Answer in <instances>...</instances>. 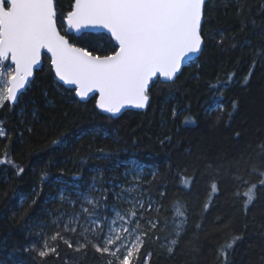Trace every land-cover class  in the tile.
<instances>
[{
	"label": "trees",
	"instance_id": "trees-1",
	"mask_svg": "<svg viewBox=\"0 0 264 264\" xmlns=\"http://www.w3.org/2000/svg\"><path fill=\"white\" fill-rule=\"evenodd\" d=\"M73 2L57 0V27L84 46L97 32L67 33L63 17ZM202 36L199 56L174 80L153 81L146 108L116 117L96 107V96L81 101L59 83L43 53L18 101L0 107V264H108L91 244L76 251L82 237L63 226L55 231L73 248L51 242L58 254L43 259L28 249L61 186L93 183L109 206V182L130 183L123 176L129 159L154 170L140 182L142 195L162 205L147 213L161 222L137 264H264V0H207ZM182 177H194L190 187ZM253 184L256 198L245 208ZM179 205L187 220L177 237ZM171 239L178 243L169 253Z\"/></svg>",
	"mask_w": 264,
	"mask_h": 264
},
{
	"label": "snow or ice",
	"instance_id": "snow-or-ice-1",
	"mask_svg": "<svg viewBox=\"0 0 264 264\" xmlns=\"http://www.w3.org/2000/svg\"><path fill=\"white\" fill-rule=\"evenodd\" d=\"M206 2L74 0L71 10L63 17L68 29L76 33L88 29L105 30L104 33L98 31L95 36H87L84 46H77L57 27V0H0V107L18 101L19 93L26 88L29 78L33 76V69L40 63L41 50L46 49L51 55V68L55 76L64 84L74 86L76 96L81 99L89 93H98L96 107L113 115L127 104L145 108L150 101V81L158 75L172 81L182 66L201 51ZM6 61L11 63L6 64ZM254 68L255 62L252 70ZM252 70L245 77V83L250 79ZM231 79L230 76L229 82ZM4 135L0 131V136ZM62 142L56 140L52 143ZM133 179L139 181L141 178L137 175ZM193 181L194 177H182L185 187H190ZM261 184H264V180H261ZM138 188L139 185L135 183L127 188L122 187L121 192L116 194L117 199H122L124 192L133 193ZM212 188L216 190L215 183ZM255 189L256 185L253 184L245 193V208L255 200ZM77 195L83 196L80 210L64 222L62 229L64 233L79 232L83 237V242L77 240L75 250L81 251L91 244L97 253L111 257L108 264H137L150 233L161 222L158 215L150 217L146 213H159L162 205L151 199L145 201L141 195L127 201L130 209L118 210L113 207L114 215L109 218L100 214L101 205L108 207L107 195L103 198L83 193ZM165 195V192H160L161 198ZM60 200H66L64 190H61ZM70 203L75 206L77 202ZM208 207V204L204 205L205 211ZM174 215L179 218L174 221L175 236L179 237L187 220L182 205L175 208ZM55 223L59 227L60 222ZM154 238L160 239L159 236ZM57 241H63L73 248L72 241L57 231L46 238L39 249L28 251H36L41 259L58 254L57 247L50 244ZM177 243V239H171L167 251L172 253ZM227 247L231 248L232 244ZM221 255L227 259L226 250H222Z\"/></svg>",
	"mask_w": 264,
	"mask_h": 264
},
{
	"label": "rangeland",
	"instance_id": "rangeland-1",
	"mask_svg": "<svg viewBox=\"0 0 264 264\" xmlns=\"http://www.w3.org/2000/svg\"><path fill=\"white\" fill-rule=\"evenodd\" d=\"M2 87V85H0ZM150 168H145L143 165H140L136 160L134 159H129L127 162H125V168L123 170V176L127 179L130 180V183L128 185H124L123 183H117V184H112V182H109L110 186L108 190L112 193L113 200L110 202L109 206L107 208H104L103 205H101L100 208V214L107 215L109 218H111L114 213L112 211V208L115 207L118 210H127L131 208V205L127 203L128 200L134 199V198H139L142 195V190H141V184L140 182L142 181V178L146 175H153L154 170L150 171ZM140 176L139 181H135L133 178L135 176ZM138 184L139 188L138 191L133 192V193H123V198L122 199H117L116 194L121 192L122 187L127 188L132 186V184ZM97 186L93 185V183L88 184L85 186V188L81 187H72V188H67L66 186H61L59 191L57 192L55 197H50V206L46 207V216L47 220L40 221L39 222V228H38V243L37 242H32V248H37L39 249L46 238H49L52 234H54L57 228L63 226L64 222L68 221L69 217L74 213V212H79L81 203L83 202V196H78L77 193H83L84 195L92 196V197H98L99 195L97 192L100 191V189ZM61 190H64V196L66 198L65 202H61L60 200V193ZM102 196V195H101ZM103 198V197H101ZM142 198L145 201H148L146 197ZM70 201H76L77 203L75 206H73ZM62 205H65L66 207H61ZM52 206H55L54 208H51ZM84 206H87L86 204ZM147 207V205H145ZM146 215H148L146 213ZM59 221L60 225L59 227L56 226V223ZM81 223H84L83 220H81ZM143 224L144 221H141ZM54 228V229H53ZM50 229H53L51 232ZM82 231V230H81ZM77 235L81 236L80 233H76ZM82 237V236H81ZM65 238L67 239H72L71 237L66 236ZM83 242V237L82 239H77ZM75 241V246L76 242ZM72 241V240H71ZM51 244V242H50ZM109 260L111 257H109Z\"/></svg>",
	"mask_w": 264,
	"mask_h": 264
},
{
	"label": "water",
	"instance_id": "water-1",
	"mask_svg": "<svg viewBox=\"0 0 264 264\" xmlns=\"http://www.w3.org/2000/svg\"><path fill=\"white\" fill-rule=\"evenodd\" d=\"M64 24H65V28H66V31H67V33H74V34H76V35H79L80 33H76L74 30H70V29H68V25H67V23H66V21L64 20ZM105 32V30H96V29H88V30H85V32ZM62 34V33H61ZM63 35V34H62ZM114 42V41H113ZM115 43V42H114ZM202 50V49H201ZM201 52V51H200ZM200 52L199 53H197L194 57H192L191 58V60L190 61H192V60H194V59H196L198 56H199V54H200ZM43 53H45V54H47V56L49 57V59H50V61H51V55H50V53H47V51H46V49H42L41 50V58H40V63H39V65L38 66H36L34 69H33V76L31 77V78H29V83H30V81L33 79V77H34V74H35V71L36 70H38L39 68H40V66L42 65V55H43ZM189 61V62H190ZM10 62V61H9ZM11 63V62H10ZM188 63V62H187ZM187 63H185L183 66H182V68L187 64ZM50 65H51V62H50ZM13 67H14V65H13ZM52 69V68H51ZM182 70V69H181ZM52 72H53V74H54V76H55V72H54V70L52 69ZM181 72V71H180ZM179 72V73H180ZM178 73V74H179ZM177 74V75H178ZM55 78H56V80L59 82V83H61L62 85H64L65 87H67V88H70V89H73L74 90V93H75V87L74 86H71V85H66V84H64V82L63 81H60L56 76H55ZM157 78H160L162 81H168V80H166L165 78H163V77H160L159 75L157 76V77H154L153 78V80L152 81H150V86H149V89H150V87H151V85H152V83H153V81L155 80V79H157ZM175 79V78H174ZM173 79V80H174ZM28 83V84H29ZM28 86V85H27ZM27 86H26V88H27ZM25 88V89H26ZM25 89H23V90H21V92L19 93V95L23 92V91H25ZM18 95V96H19ZM75 96H76V94H75ZM92 96H96V100H97V98H98V93H95V92H93V93H89V95L87 96V97H85V98H83V99H81L80 97H78V96H76L79 100H81V101H86V100H88L90 97H92ZM147 106V105H146ZM146 106H145V108H146ZM99 109V108H98ZM144 108H137L134 104H127V105H125V106H123L122 108H121V111L119 112V113H116V114H112V113H106V112H104L103 110H101V109H99V110H101L102 112H104V113H106V114H110L111 116H114V117H116V116H118V115H120L122 112H124V111H126V110H143Z\"/></svg>",
	"mask_w": 264,
	"mask_h": 264
}]
</instances>
